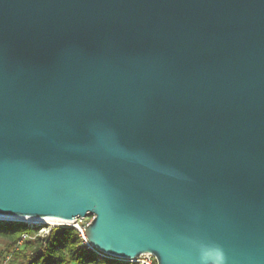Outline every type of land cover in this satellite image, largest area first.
<instances>
[{
    "label": "water",
    "instance_id": "obj_1",
    "mask_svg": "<svg viewBox=\"0 0 264 264\" xmlns=\"http://www.w3.org/2000/svg\"><path fill=\"white\" fill-rule=\"evenodd\" d=\"M86 217L120 261L264 264V0H0V223Z\"/></svg>",
    "mask_w": 264,
    "mask_h": 264
},
{
    "label": "trees",
    "instance_id": "obj_2",
    "mask_svg": "<svg viewBox=\"0 0 264 264\" xmlns=\"http://www.w3.org/2000/svg\"><path fill=\"white\" fill-rule=\"evenodd\" d=\"M39 229L23 223H0V263L9 255L7 264H125L98 260L79 246L81 238L74 228H53L44 236L38 234ZM22 235L27 238L18 244Z\"/></svg>",
    "mask_w": 264,
    "mask_h": 264
},
{
    "label": "built area",
    "instance_id": "obj_3",
    "mask_svg": "<svg viewBox=\"0 0 264 264\" xmlns=\"http://www.w3.org/2000/svg\"><path fill=\"white\" fill-rule=\"evenodd\" d=\"M84 219L85 218H77L74 221L68 222L67 224H63V225L43 224V225L39 226L40 229L38 231V234L40 236H44L53 228L71 227V228H74L75 230H77L79 235H80L81 242H80L79 246L86 249L87 251L92 252L98 260H108V261L111 260V261H116V262L125 263V264H156L155 259L150 255H143V256H140L136 259H131V260H128L127 262H125V261H120L118 259L111 258L109 256L101 254V253L97 252L96 250L92 249L91 247L88 246L86 238L84 236V228L87 225V223L83 222ZM26 238H27L26 235H22L20 240L18 241V244H20L21 241L26 239ZM8 260H9V255H6V256H4V258L0 264H7Z\"/></svg>",
    "mask_w": 264,
    "mask_h": 264
},
{
    "label": "bare ground",
    "instance_id": "obj_4",
    "mask_svg": "<svg viewBox=\"0 0 264 264\" xmlns=\"http://www.w3.org/2000/svg\"><path fill=\"white\" fill-rule=\"evenodd\" d=\"M6 220H12L16 222H22L26 224H50V225H63L67 224L68 222L62 221V220H55V219H47V220H38V219H29V218H22V219H6Z\"/></svg>",
    "mask_w": 264,
    "mask_h": 264
},
{
    "label": "rangeland",
    "instance_id": "obj_5",
    "mask_svg": "<svg viewBox=\"0 0 264 264\" xmlns=\"http://www.w3.org/2000/svg\"><path fill=\"white\" fill-rule=\"evenodd\" d=\"M90 220H91V217H86V218L83 220V222H84V223H88Z\"/></svg>",
    "mask_w": 264,
    "mask_h": 264
}]
</instances>
